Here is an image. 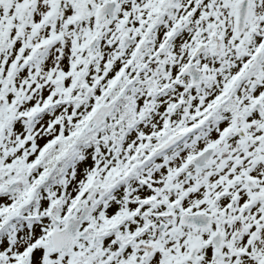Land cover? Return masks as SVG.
Here are the masks:
<instances>
[{
  "label": "snow or ice",
  "instance_id": "snow-or-ice-1",
  "mask_svg": "<svg viewBox=\"0 0 264 264\" xmlns=\"http://www.w3.org/2000/svg\"><path fill=\"white\" fill-rule=\"evenodd\" d=\"M0 264H264V0H0Z\"/></svg>",
  "mask_w": 264,
  "mask_h": 264
}]
</instances>
